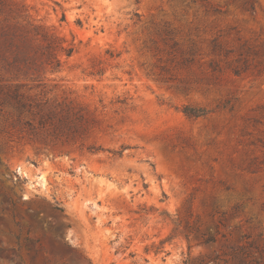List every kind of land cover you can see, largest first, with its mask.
<instances>
[{"label":"rangeland","instance_id":"1","mask_svg":"<svg viewBox=\"0 0 264 264\" xmlns=\"http://www.w3.org/2000/svg\"><path fill=\"white\" fill-rule=\"evenodd\" d=\"M254 260L264 0H0V264Z\"/></svg>","mask_w":264,"mask_h":264},{"label":"trees","instance_id":"2","mask_svg":"<svg viewBox=\"0 0 264 264\" xmlns=\"http://www.w3.org/2000/svg\"><path fill=\"white\" fill-rule=\"evenodd\" d=\"M61 42L59 45L54 46L51 43H47V51L49 56H52V53L54 50H59L63 52L67 57L71 56L72 53L74 52V47L73 45H70L68 47H64L62 45L63 41L59 39ZM50 58V57H49ZM53 61H46V65L53 67V63H55V67H53V70L56 68L60 67V62L58 59H56L55 56L53 58L51 57ZM9 94L8 97L10 100H12L17 107H24V102H23V94L20 92V86L19 85H14V86H9ZM31 100V99H29ZM35 103V106L38 110V115H39V124L41 126L46 125V119H50L49 123L54 124L55 120L56 122L59 123V126L67 127V128H73L75 130L78 129H83L84 127V121L85 118H83L82 115H79V112L75 111V107L71 106L69 103L61 102L57 103L55 106L51 105L50 108L46 110V102L44 103H38V102H33ZM32 104V105H33ZM187 115L189 116H194L198 117L203 114L202 110H195V109H185L184 111ZM57 118V119H55ZM208 242V241H206ZM200 264H205L204 261H201ZM251 264H260L256 260L254 262H251Z\"/></svg>","mask_w":264,"mask_h":264}]
</instances>
